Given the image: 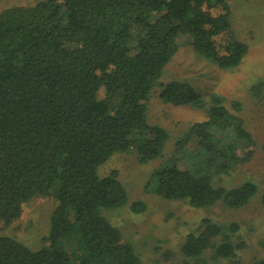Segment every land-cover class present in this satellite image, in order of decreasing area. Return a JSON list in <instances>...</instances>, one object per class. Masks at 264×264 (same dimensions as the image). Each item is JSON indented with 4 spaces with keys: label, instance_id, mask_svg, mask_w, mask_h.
<instances>
[{
    "label": "trees",
    "instance_id": "obj_1",
    "mask_svg": "<svg viewBox=\"0 0 264 264\" xmlns=\"http://www.w3.org/2000/svg\"><path fill=\"white\" fill-rule=\"evenodd\" d=\"M180 38L224 70L237 69L248 52L231 29L228 0H40L0 11L1 227L31 199L53 189L57 199L49 244L32 250L0 235V264H73L60 240L74 230L86 253L75 264H141L101 212L126 205L128 193L116 172L101 177L98 169L117 152L135 151L142 163L163 155L170 132L148 116L158 87L164 103L203 109L206 118L181 140H197L195 149L179 151L189 161L158 169L151 192L197 208L221 201L238 209L255 197V182H220L251 159L255 142L225 98L205 97L189 82L161 81ZM232 107L239 111L241 103ZM144 208L131 205L134 212ZM239 231L237 222L203 218L184 238L183 263L243 264ZM249 264H264V257Z\"/></svg>",
    "mask_w": 264,
    "mask_h": 264
},
{
    "label": "rangeland",
    "instance_id": "obj_2",
    "mask_svg": "<svg viewBox=\"0 0 264 264\" xmlns=\"http://www.w3.org/2000/svg\"><path fill=\"white\" fill-rule=\"evenodd\" d=\"M38 1L0 0V11ZM228 2L231 29L238 39L248 44L242 64L235 70H224L198 55L187 40L180 38L179 50L166 66L161 81L189 82L205 97L216 92L225 98V105L242 119L255 142L251 147V159L232 173L220 174V182L228 187L252 181L257 184L258 192L247 205L238 209L228 208L221 201L208 208H197L186 201L164 199L151 192L152 176L158 169L174 162L183 167L184 160L189 161V155L184 158L179 151L195 149L197 140L193 135L184 143L181 140L194 123L206 118L203 109L164 103L159 97V87L156 88L148 103V116L151 123L162 125L170 132L163 155L142 163L135 151L117 152L98 169L101 177L116 172L128 193L126 205L105 208L101 212L120 229L123 240L133 244L141 264H184L185 256L181 250L184 238L196 231L202 219L207 217L225 225L232 221L239 224L236 240L243 242L245 247L237 251V258L243 264L264 257V207L261 205L264 193V84L260 91L253 87L264 80V0ZM217 40L223 42L220 36ZM234 101L241 103L239 111L232 107ZM241 153L246 156L247 149H241ZM192 163L188 167L198 168ZM135 202L145 205L143 211L131 209ZM56 206L54 189L47 196L31 199L23 205L21 216L11 225L3 228L0 223V235L12 237L32 250L46 247L51 215ZM60 244L70 253L73 264L86 257L84 245L75 230L61 239Z\"/></svg>",
    "mask_w": 264,
    "mask_h": 264
}]
</instances>
